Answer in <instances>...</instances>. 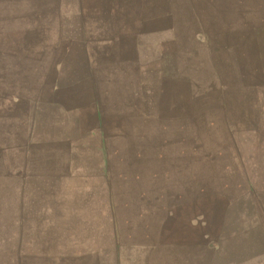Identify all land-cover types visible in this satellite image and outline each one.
I'll return each instance as SVG.
<instances>
[{
  "label": "rangeland",
  "instance_id": "1",
  "mask_svg": "<svg viewBox=\"0 0 264 264\" xmlns=\"http://www.w3.org/2000/svg\"><path fill=\"white\" fill-rule=\"evenodd\" d=\"M0 264H264V0H0Z\"/></svg>",
  "mask_w": 264,
  "mask_h": 264
},
{
  "label": "crops",
  "instance_id": "2",
  "mask_svg": "<svg viewBox=\"0 0 264 264\" xmlns=\"http://www.w3.org/2000/svg\"><path fill=\"white\" fill-rule=\"evenodd\" d=\"M124 87H126V91H130L132 93L133 91V87L131 85H129V83L125 84ZM129 149L126 150L123 155L125 156L124 157V161L121 163L122 165V168L124 169L123 172L126 173V177H119V162H118V157H113V156H110V160H106V164H105V170L106 172H110V178H111V186H113V184L118 181H120L119 179L123 180V182L125 184H127L126 186H128V184H130L132 181L134 182V174H131V171L130 169L134 168L135 166L133 164H136L137 162L133 163L132 162V154H129ZM149 156L150 155H143L140 160H138V162H142L143 165L141 166L142 168V172H136L140 175H143L145 173L151 175V171L152 172H155L156 170L158 171L159 175L158 177L160 179H162V154L160 156H158L157 158L159 159L158 161L156 160V158H154V160H149ZM125 159H127L125 161ZM170 162H174L172 160H169ZM168 160L167 161H164V162H167V163H170ZM146 162V165H144ZM167 167V166H166ZM136 168V167H135ZM146 174V175H147ZM141 181V180H140ZM145 181L144 179V176H142V181L143 182ZM132 182V183H133ZM111 194L114 196L115 193L114 192H111ZM118 195L119 193H117V198H118ZM130 195H133V193H130ZM141 204H125L122 206L121 209H119V204H111L110 205V210H111V218L117 216V212L118 211H122L124 213H126V215H130L131 212L133 213L134 210H139V206ZM137 207V208H136ZM142 208V212H143V220L147 221L148 219H151V213H150V209H151V203H144L142 204L141 206ZM158 211L162 212V204H158ZM24 209V208H23ZM129 217V216H128ZM160 227H162V219L160 221V224H159ZM23 257V256H22Z\"/></svg>",
  "mask_w": 264,
  "mask_h": 264
},
{
  "label": "bare ground",
  "instance_id": "3",
  "mask_svg": "<svg viewBox=\"0 0 264 264\" xmlns=\"http://www.w3.org/2000/svg\"><path fill=\"white\" fill-rule=\"evenodd\" d=\"M180 53V52H179ZM87 224V223H86Z\"/></svg>",
  "mask_w": 264,
  "mask_h": 264
}]
</instances>
